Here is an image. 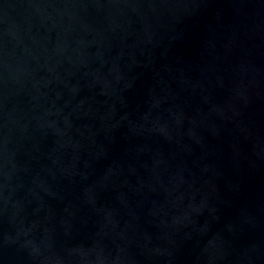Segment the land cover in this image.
<instances>
[{
    "label": "water",
    "instance_id": "95a60500",
    "mask_svg": "<svg viewBox=\"0 0 264 264\" xmlns=\"http://www.w3.org/2000/svg\"><path fill=\"white\" fill-rule=\"evenodd\" d=\"M160 0H0V154Z\"/></svg>",
    "mask_w": 264,
    "mask_h": 264
}]
</instances>
